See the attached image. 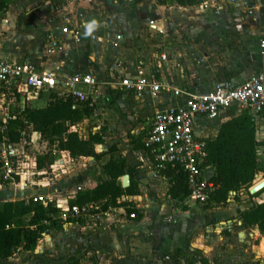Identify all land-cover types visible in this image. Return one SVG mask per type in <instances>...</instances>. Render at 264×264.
<instances>
[{"label":"crops","instance_id":"obj_1","mask_svg":"<svg viewBox=\"0 0 264 264\" xmlns=\"http://www.w3.org/2000/svg\"><path fill=\"white\" fill-rule=\"evenodd\" d=\"M6 1L0 11H4V17L0 23L1 58L34 61L40 71L52 72L58 78L67 74L84 72L92 74L97 80L96 90L90 93L93 105L89 106V103L86 102L92 108V113L85 116L75 126L82 138H88L90 133L98 131L99 119L103 125L108 124L105 121L108 119L110 109L105 105L109 100L116 106L117 118L121 122L119 126L110 123L108 131H128L134 138L142 137L155 111L171 103L172 95L162 94L157 98H152L146 93L127 92L118 85L120 76L124 74L133 76L137 69L153 70L161 82L190 91H203L216 84L236 85L264 70V53L259 47V38L264 34V0H246L255 4L252 12H247L244 9L245 7L240 3L243 0H238V3L235 4L231 0H218L217 7H214L213 3L210 4L215 0H202L199 4L192 6H181L171 0H167L165 3H161L159 0L156 2L152 0ZM205 3L208 4V7H205ZM227 4L232 7L238 5L243 9V12L240 13H226L229 19L231 17L241 21L238 28H235V32H231V34H237V39L242 41L241 45L244 41H248L249 36L255 39L252 44L255 50L251 51L247 47L252 63L250 68L246 66L248 59L245 56H240L239 62L233 64L230 62H234V59L216 63L215 57H213L215 47L223 39V36H230L228 32L221 33L219 32L221 30L213 26L216 15L222 14ZM200 6L201 10H198L197 8ZM188 23L194 25L187 27ZM64 26L78 28L77 37L70 33H62L61 28ZM49 33L57 34L63 42V48L53 54L45 52V38ZM118 36L120 38H117ZM258 50L263 56L256 55ZM193 52L196 53L193 54ZM189 54L194 55L196 63L193 66L197 68L193 70L192 66L191 71L189 67L190 74L185 73L184 66L180 65L182 57L186 63L190 60ZM161 55L165 56V59L162 60ZM118 62L121 63L120 66ZM235 67L239 70L234 71ZM105 83L110 84L111 89L115 90L112 93L100 90ZM38 96L27 98L31 102H38V105L32 107H43L47 104L48 99L45 100V97L37 99ZM16 97L21 96L17 95ZM124 113H129L126 121H124ZM238 114H240L239 106L233 105L224 110L218 119H199L196 132L201 137H215L219 125ZM95 116L97 117L95 118ZM90 122L94 124L91 128L92 131H89L88 123L90 124ZM82 125H87L85 127L88 128V131L86 133L85 130L83 131L85 134L79 130ZM255 127L256 139L261 142L257 147V159L258 163L259 161L264 163V119ZM106 139L107 136H103V143L96 144V153H102V146L106 145ZM24 141L27 143L26 148L27 146L31 147V153L37 159L40 150L36 148L34 150L33 146L34 142H37L35 144L40 147L38 142L41 141L40 134L34 131L30 140ZM123 141L124 144L120 143L116 146L119 154L125 157L130 166L135 168L133 180L137 193L127 196L134 198L133 207L136 210L139 209L135 213L136 219L116 220L117 230L112 232L107 228L112 224L110 217L113 216V213H109L105 220L99 221L90 217L64 221L58 217L61 226L52 227L44 232L32 253L22 249L11 257L0 259V264H17L13 261L18 256L25 255L28 256L29 261V257L34 255L35 249L39 254L49 253L55 259L50 264H69L65 261L69 255H75L79 259L77 264H105L106 261L111 264L117 257V252L121 251L123 247L132 255V259L135 258V255H139V261L134 264H184L185 262L181 260L183 255L176 259L158 258V253L153 249V245L168 246L171 249L167 253L162 252V254L172 255L174 253L173 249L180 242L175 235V223L163 224L159 221L165 217H172L171 215L180 219L181 204L185 200L178 201L170 198L168 182L158 174L150 155L142 147L131 146L127 138ZM129 146L130 148H128ZM47 151L44 154H47ZM52 155L54 159L51 163L42 168L36 166L33 178L22 176L18 182L14 181L15 188L11 187L12 181L0 182V201L1 197L7 196L8 198L16 194L18 197L10 198V200L42 195L53 204L65 201L69 203V200L73 199L79 191L77 190L78 186L85 188L92 182H102L107 179L103 164L110 156L101 159L102 161L94 157L65 158L60 155L56 144L53 147ZM213 174L214 167L210 166L206 175L212 177ZM258 174L254 181L256 178L257 181L264 178V170ZM41 175L39 180L37 176ZM47 178L50 179L48 185L45 184ZM258 202H262V200L259 199ZM236 205H238V213L251 204H247L245 200ZM140 211L141 213L138 215L137 213ZM29 217L30 215H26L23 220L27 221ZM153 223L157 226L155 230H151L153 236L145 240H134L135 235L148 231L149 226ZM235 224L239 227L231 230L232 233L237 232V234L246 237L244 241L247 242L250 252L256 247L258 248L256 235H262L259 229L244 223L241 219L233 222V225ZM157 231L159 234L156 238L155 232ZM249 232H253L255 235H251L254 238L253 241L247 236ZM90 233H94L92 239L88 237ZM129 236L132 237L128 241ZM153 241L155 243H152ZM127 242L130 248L126 246ZM126 261H130L129 258ZM217 261L214 260V262ZM34 263L37 264V261Z\"/></svg>","mask_w":264,"mask_h":264},{"label":"built area","instance_id":"obj_2","mask_svg":"<svg viewBox=\"0 0 264 264\" xmlns=\"http://www.w3.org/2000/svg\"><path fill=\"white\" fill-rule=\"evenodd\" d=\"M231 2L235 4L238 0ZM240 3L247 12H252L255 8L254 3L246 0ZM205 7H208L207 3ZM61 31L74 37L79 33L78 28L69 26H64ZM45 40L47 54H53L63 48L62 40L55 33H49ZM259 47L264 53V34L259 38ZM160 58L163 60L165 56L161 55ZM118 65L121 63L118 62ZM97 85V80L90 73L76 72L58 78L52 72L40 71L34 61L0 57V93L14 98L17 95L22 98L26 95V98L36 97L40 92L52 90L70 96L75 101L88 102L89 106H92L90 93ZM118 85L127 92L146 93L152 98L162 94L172 95L173 99L169 105L153 113L142 135L143 148L150 155L157 171L165 169L167 164H178L182 168L189 191L187 201L199 204L212 202V194L217 185L211 180V176L206 175L211 166L207 159V139L197 134V121L218 119L224 110L238 105L240 113L246 111L253 124L257 126L264 119V70L236 85L216 84L203 91H190L165 84L158 79L153 70L140 68L133 76L127 74L120 76ZM12 116L7 114L1 130ZM26 144L24 140L19 143H0V174L4 179L11 180L16 176L34 177L36 157L28 156ZM45 184H50V179L47 178ZM82 189L81 186L77 187V190ZM32 199L44 205L50 202L42 195H35ZM130 201V196L123 195L117 199V205H110L106 209L98 202L70 205L65 201L53 204V210L58 209L59 218L64 221L86 217L99 221L109 213L130 207L129 204L124 205ZM129 217L134 219L135 212H130Z\"/></svg>","mask_w":264,"mask_h":264},{"label":"trees","instance_id":"obj_3","mask_svg":"<svg viewBox=\"0 0 264 264\" xmlns=\"http://www.w3.org/2000/svg\"><path fill=\"white\" fill-rule=\"evenodd\" d=\"M167 0H159L165 3ZM181 6L199 4L202 0H171ZM6 0H0V11ZM92 113V108L86 102L75 101L70 96L58 92L49 94L48 102L43 107L24 106L6 121L5 128L0 129V143H19L29 141L32 132H38L42 141L47 143V154L38 156V168L45 167L53 161L52 150L54 145L62 157L75 159L78 157H94L99 159L101 153H96V144L103 143V135L99 132L90 133L88 138H82L75 129L76 124L85 116ZM134 139L138 141L135 145ZM130 139V145L143 148L141 139ZM207 139L208 164L214 167L211 180L217 185L212 194V201L224 204L228 201L231 192L248 188L261 171L257 159V147L261 144L256 139V127L246 111L223 121L215 137ZM140 146V147H139ZM144 149V148H143ZM118 150L112 145L110 151ZM103 164L107 179L102 182H92L79 190L69 204L83 205L89 202H98L106 209L110 205H117V199L123 195L137 193L134 185L135 168L130 166L125 157L109 155ZM128 174L130 184L122 187L120 178ZM158 174L168 182L170 198L178 201L186 200L189 191L185 182V174L178 164H167ZM0 174V182L8 183ZM14 181L18 182V176ZM264 189L251 197L259 196ZM128 211H131L128 209ZM30 215L27 221L23 217ZM60 211L53 210V203L44 205L32 198L20 200H5L0 202V259L11 257L20 248L26 251L34 247L42 234L52 227H60L58 218ZM140 217V216H138ZM237 217L250 226H256L264 232V201L252 203L249 207L238 212ZM66 221H71L68 219ZM182 249L175 248L174 253L163 254V259H176L181 256ZM65 261L77 264L79 259L69 255ZM205 264L207 263L203 259Z\"/></svg>","mask_w":264,"mask_h":264},{"label":"rangeland","instance_id":"obj_4","mask_svg":"<svg viewBox=\"0 0 264 264\" xmlns=\"http://www.w3.org/2000/svg\"><path fill=\"white\" fill-rule=\"evenodd\" d=\"M213 3L214 7L218 6V0H215L213 2H210V4ZM220 3L222 4V2L220 1ZM222 7V6H221ZM205 8V7H203ZM220 8V7H219ZM191 9V8H189ZM198 10H201V6L197 8ZM223 13L216 15L215 17V23H213V26L217 27L218 30H221L219 32L221 33H226L228 32L230 34V36H223V39L220 40V42L217 44V46L215 47L214 50V54L213 57H215V62L216 63H223V62H227L230 59H234V62H230V63H238L239 62V58L240 56H245L248 60L246 61V66L247 67H251L250 65L251 63V59H250V51L248 50V48L252 51L255 50L254 46L252 44H254V40L251 36L248 37V41H244V43H242L243 45L240 44V42H242L241 40L237 39V34L236 35H232L231 32H235V28H238L239 24L241 23L240 20H235L233 18L230 17V19L228 18L229 16H226V13H240L243 12V9L238 6H230V5H226L222 11ZM4 17V11L0 12V23L2 22V18ZM194 24L188 23L186 26L187 27H191ZM234 28V29H232ZM232 29V30H231ZM1 33V31H0ZM222 37V34L220 35ZM2 38V37H1ZM228 38V39H227ZM253 41V42H252ZM248 47V48H247ZM247 48V49H246ZM209 51V50H206ZM196 52H193V54H195ZM256 55H262V53L260 52V50H258V52H256ZM190 56V60L186 63L184 61V57H182V64H180L181 66H184V71L185 73L190 74V71H188V68L190 67L191 71H192V66L194 65V63H196L194 55L189 54ZM263 56V55H262ZM201 59V58H198ZM227 59V61H226ZM239 66V65H238ZM197 68L195 66H193V70H196ZM236 69L239 70V68L235 67L234 71H236ZM237 70V71H238ZM117 80V79H116ZM196 85V84H195ZM59 89V88H58ZM96 90V88L94 89V91ZM100 90H104V92L108 91L109 93H112L115 89H111V85L108 83H105L101 86ZM53 92L52 90L48 91V92H40L39 96L37 97V99L40 98H44L45 100L49 99V94ZM27 96V95H26ZM25 96V97H26ZM48 102V100L46 101ZM115 102V100H114ZM34 106V105H38V102L33 101L31 102L30 100H28L27 98H21V97H11L6 95L5 93H0V127L4 125V121L7 119V114L13 115L16 114L18 112V110L21 109V107L23 106ZM106 108L110 109L109 115H108V119H106V123H108L106 126L103 125L101 119H99V129L97 132H99L100 134H102L103 136H107V139L105 142L106 145L102 146V155L101 157L98 159L100 161H102L103 159L108 158L109 154L113 155V156H120L119 152L117 150L114 151H110V148L112 146V144H114V146H116V144H124L123 139H128L130 141V137L132 136V134H130V132L128 131H121L119 132L118 130L115 132L114 131H108V129H110L109 124L111 123L112 125H118L121 122V120L119 118H117V113L115 111L116 106L112 104L111 100L108 101V104L105 105ZM9 111V112H8ZM105 112V110H104ZM100 116V115H99ZM107 116V115H105ZM123 116H125L124 121H126L129 117V113H124ZM97 116H95L96 118ZM95 120V119H93ZM87 125H82L79 127V130H81V133H83V131L85 130V133L88 131V128L85 127ZM89 126V131H92V126H94L93 123L90 122V124L88 123ZM1 129V128H0ZM117 132V133H116ZM83 133V134H85ZM132 139H134V137L132 136ZM134 143L136 146H138V141L136 139H134ZM40 143V147L35 144L37 142H34V146L33 149H39L40 150V154L39 156H42L47 150H49L47 148V143L44 141H38ZM140 147V146H139ZM36 148V149H35ZM130 148V146L128 147ZM28 156H31L32 153V149L31 147L27 146L26 148ZM100 152V151H99ZM106 155V156H105ZM102 159V160H101ZM97 160V161H98ZM100 161H98V163H100ZM260 169L261 171L264 170L263 166L264 163L260 162ZM260 173V171L258 172ZM257 173V174H258ZM259 175V174H258ZM261 176V175H259ZM38 179L40 180L41 176H37ZM257 177V175H256ZM20 178V177H18ZM14 179H11L10 181H12V185L11 187H14ZM257 181V178H256ZM256 181L252 182L251 185L253 183H255ZM259 181V180H258ZM6 185V184H5ZM250 185V186H251ZM7 186V185H6ZM249 186V187H250ZM248 187V188H249ZM248 188H244L241 189L240 191H238V193L234 194V192H231L229 194V198L228 201L224 204H217L215 202H208L206 204H199L197 202H192V201H185L183 202L181 205V210H182V215H180V219H178L177 217H174V215H171L172 217H165L162 219H160L159 222H163L164 223H175V230H176V237H178V239L180 240V242L177 243L175 248H181L182 252L181 255H183L181 257V260L184 261V264H205V262H203V259L206 260V264H264V232H261L262 235H256L257 236V240L258 242H256V245H259L258 248L256 247L255 249L252 250V252H250L249 246L247 245V242L244 241L246 239V237L244 235L241 234H237V232L232 233L231 230H234L236 226L233 225V222L239 220V218L237 217V209H238V205L241 203V201H245L247 204H252L255 202H258L259 199L264 201V192L261 193L259 196L256 197H251ZM15 191V190H14ZM18 196L16 194H14L13 197H1V201H4L3 198H6L7 200H9L10 198H17ZM21 197V196H19ZM254 198V199H253ZM236 203V204H235ZM129 204L130 207H125L124 210H118L113 212V216L110 217L112 224L109 225V228H107L108 230H111L112 232H115L116 229V224L115 221L116 220H125V219H129V213L132 211H135V213L139 210H136L133 207V199L131 198V201L129 203H125L124 205ZM128 209H130L131 211H128ZM141 209V208H140ZM141 213L138 212L137 214L139 215ZM107 216L103 217V220L106 219ZM136 219V218H134ZM179 223V224H178ZM157 228V226L153 223L152 225L149 226V230L145 231V232H139L137 235L134 236V240L138 239H147L150 238L152 235L151 230H155ZM156 234V238L158 236V231L155 232ZM251 235H254L253 232H249L248 233V237L251 238V241H253V237H251ZM255 236V235H254ZM90 239H92L94 237V233H90L88 236ZM132 237V236H131ZM131 237L129 236L127 238V240L129 241V239H131ZM126 240V241H127ZM155 241V240H154ZM152 243H155V242ZM134 242V241H133ZM179 245V246H178ZM128 248H130V245L127 242ZM248 246V247H247ZM175 248L173 249V252L175 250ZM153 249H155L158 253V258H162V252L167 253L168 251H170L171 249L168 246H160L154 244L153 245ZM22 250V248H20L18 250V252H20ZM130 250V249H128ZM143 252V251H141ZM117 257L112 261L111 264H134L136 261L138 260V256L139 255H135V258L132 259V255L127 251V249H124V247L122 248L121 251L117 252ZM251 253V254H250ZM26 254V253H25ZM247 255V256H246ZM32 256V257H31ZM31 259L29 257V261H28V256H18L17 259L15 261H13L14 263L16 262L17 264H35L34 261H37V264L43 263V264H50L52 262H54V258L50 256L49 253H42L39 254L37 252V249H35L34 255H31ZM119 256V257H118ZM142 257V256H141ZM129 258L130 261H126V259ZM214 260H218L217 262H214ZM262 260V261H261ZM104 260L102 259V262ZM124 261V262H123ZM225 262V263H224ZM96 263V261H95ZM4 264V263H3ZM8 264V263H7ZM92 264V263H91ZM105 264H110L106 261Z\"/></svg>","mask_w":264,"mask_h":264},{"label":"water","instance_id":"obj_5","mask_svg":"<svg viewBox=\"0 0 264 264\" xmlns=\"http://www.w3.org/2000/svg\"><path fill=\"white\" fill-rule=\"evenodd\" d=\"M130 184V179H129V175L125 174L121 177V185L122 187L126 188L127 186H129ZM262 189H264V178L253 183L249 188L248 191L251 195L258 193L259 191H261Z\"/></svg>","mask_w":264,"mask_h":264}]
</instances>
